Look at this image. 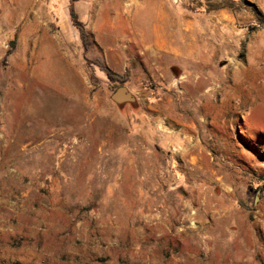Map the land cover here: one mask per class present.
Returning a JSON list of instances; mask_svg holds the SVG:
<instances>
[{
  "label": "rangeland",
  "instance_id": "obj_1",
  "mask_svg": "<svg viewBox=\"0 0 264 264\" xmlns=\"http://www.w3.org/2000/svg\"><path fill=\"white\" fill-rule=\"evenodd\" d=\"M160 3L0 0V264H264V0Z\"/></svg>",
  "mask_w": 264,
  "mask_h": 264
},
{
  "label": "crops",
  "instance_id": "obj_2",
  "mask_svg": "<svg viewBox=\"0 0 264 264\" xmlns=\"http://www.w3.org/2000/svg\"><path fill=\"white\" fill-rule=\"evenodd\" d=\"M158 1L128 0V4H110V8L117 11L111 13V15H116V17L105 21L106 28L110 26L109 28L113 31L118 29L119 23L125 24L124 39H126L128 47L129 45L139 46L142 43L148 51L147 53L152 55L168 51L167 49H162V46L166 43L162 41V37L167 36L170 13L166 10L165 4H158ZM105 32L109 35L107 29ZM114 37H116L115 34L110 36L111 39ZM128 50H124V52ZM178 50L172 45V50L168 52L181 55ZM124 54L128 55L127 53ZM121 55L123 56V52Z\"/></svg>",
  "mask_w": 264,
  "mask_h": 264
},
{
  "label": "trees",
  "instance_id": "obj_3",
  "mask_svg": "<svg viewBox=\"0 0 264 264\" xmlns=\"http://www.w3.org/2000/svg\"><path fill=\"white\" fill-rule=\"evenodd\" d=\"M75 1H78V0H72V3ZM70 16H71V20H72L74 27H76L80 33V37L82 39V42L87 43V34L85 32L84 25L81 22L79 14L77 13L75 6L73 4L70 6ZM105 72H106V75L109 78V80L115 84L114 91H116L118 88L124 86L125 83L127 82L126 76H119V75L115 74L114 72H112L111 70H108V69Z\"/></svg>",
  "mask_w": 264,
  "mask_h": 264
},
{
  "label": "water",
  "instance_id": "obj_4",
  "mask_svg": "<svg viewBox=\"0 0 264 264\" xmlns=\"http://www.w3.org/2000/svg\"><path fill=\"white\" fill-rule=\"evenodd\" d=\"M111 99L117 105H122L124 103L134 102L133 95L124 86H122V87L118 88L116 91H114L112 93Z\"/></svg>",
  "mask_w": 264,
  "mask_h": 264
},
{
  "label": "built area",
  "instance_id": "obj_5",
  "mask_svg": "<svg viewBox=\"0 0 264 264\" xmlns=\"http://www.w3.org/2000/svg\"><path fill=\"white\" fill-rule=\"evenodd\" d=\"M173 2H174L175 4H178V3L181 2V0H173Z\"/></svg>",
  "mask_w": 264,
  "mask_h": 264
}]
</instances>
